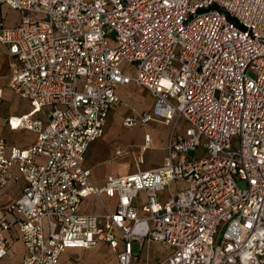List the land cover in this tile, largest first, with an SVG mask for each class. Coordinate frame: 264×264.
Instances as JSON below:
<instances>
[{
    "label": "built area",
    "instance_id": "1",
    "mask_svg": "<svg viewBox=\"0 0 264 264\" xmlns=\"http://www.w3.org/2000/svg\"><path fill=\"white\" fill-rule=\"evenodd\" d=\"M3 5L21 16L13 27L0 21L8 88L33 108L8 124L36 139L29 148L0 139V192L23 182L19 198L0 204V261L16 230L22 264H61L67 250L102 243L118 264H133L134 244L167 247L156 264H264V0ZM124 63L137 64L136 76ZM130 84L154 99L142 123L171 127L167 156L97 186L86 154L120 103L117 88ZM43 111L46 120L33 118ZM176 182L185 189L174 193ZM90 198L102 213L83 211Z\"/></svg>",
    "mask_w": 264,
    "mask_h": 264
},
{
    "label": "rangeland",
    "instance_id": "2",
    "mask_svg": "<svg viewBox=\"0 0 264 264\" xmlns=\"http://www.w3.org/2000/svg\"><path fill=\"white\" fill-rule=\"evenodd\" d=\"M3 15V14H2ZM18 15L8 12L4 17L9 24ZM122 70L126 74L134 77L137 74V64L124 63ZM116 93L120 103L113 105L103 136L91 144L87 154V165L91 169L94 180L102 181L109 176L123 177L140 171L151 170L163 164L166 154V147L171 134V127L149 121L142 123L141 117L144 113L154 116V99L151 94L143 87L131 84L119 86ZM2 111L21 113L30 108L26 99L18 95L12 96L9 100L2 101ZM128 118H134L136 124L131 127L124 125ZM184 130L182 122L178 132ZM149 135L152 142L150 147L144 148L145 137ZM194 157L195 153L189 154ZM185 189L184 184L175 183L173 192ZM93 202V198L85 200L86 206ZM96 211L103 212L100 207ZM103 237H101L102 239ZM101 247L95 250H67L63 254L65 264H117L115 253L109 245L102 243ZM170 250L159 244H152L149 248H144L139 252L137 244H134L133 264H145L149 257L151 264H156L164 259ZM21 251L17 244L12 248L9 256L0 261V264H20Z\"/></svg>",
    "mask_w": 264,
    "mask_h": 264
},
{
    "label": "crops",
    "instance_id": "3",
    "mask_svg": "<svg viewBox=\"0 0 264 264\" xmlns=\"http://www.w3.org/2000/svg\"><path fill=\"white\" fill-rule=\"evenodd\" d=\"M8 12L13 13L15 15L16 14L18 15L17 11L9 8L6 5H3L0 7V21L4 22L7 26H10V27L19 25L21 22V16L20 15L18 16L19 18L15 19L14 21L10 22L9 24H7L5 22L4 17H6V14ZM2 14L4 15V17ZM9 62H10V56H9L7 47L0 46V87L3 88V90H4L3 97L0 99V139H3L9 147L29 148L35 142L36 134L34 132L28 131V130H13L9 127L8 121L10 118L23 117V116L30 115L32 110H33L30 101L26 99L29 103L30 108L26 111H22L21 113H16L14 111L7 113V112L2 111V108H1L2 101L9 100L12 96L16 95L8 88V76L10 74ZM23 99H25V98H23ZM144 114H147V113H144ZM33 118L46 120V112L43 111L42 113L36 114ZM158 123H160V122H158ZM90 147H91V145L89 146L87 154L89 153ZM165 151H166V154H165V157H166L167 156V147H166ZM87 154H86V157H87ZM165 157H164V159H165ZM85 167L91 171V169L87 165V160L85 161ZM91 177H92V174H91ZM105 180L106 179H103L102 181H97V180H94L92 178L93 183L97 186L102 185L105 182ZM22 188H23V182L22 181L21 182H11L6 188H4L0 192V204H5L9 201H13V200H16L17 198H19V196L22 193ZM106 202L111 207H115V205H116V199H114V200L106 199ZM97 206H100L103 209L102 204L98 200L93 198V202H91L87 206H86V203L84 201L83 205H82V209L85 213H102V212L96 211ZM10 236H11V246L9 248L7 256L4 259H6L9 256L10 252L12 251V248L17 244V246L20 247V251H21L20 264H22L24 248H23L22 242L19 238V234L16 230H13V232L10 234ZM101 245H103V244H101ZM101 245H100V247H101ZM72 250H84L85 251V249H72ZM115 256H116V254H115ZM116 259H117V257H116ZM60 263L65 264V261L63 259V255L61 256V262ZM117 264H118V260H117Z\"/></svg>",
    "mask_w": 264,
    "mask_h": 264
}]
</instances>
